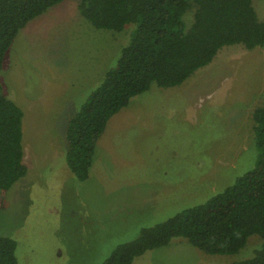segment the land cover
<instances>
[{
    "label": "rangeland",
    "instance_id": "obj_1",
    "mask_svg": "<svg viewBox=\"0 0 264 264\" xmlns=\"http://www.w3.org/2000/svg\"><path fill=\"white\" fill-rule=\"evenodd\" d=\"M79 2L66 0L21 30L2 72L5 95L24 113L28 173L0 202V235L17 242L19 264H105L118 246L223 192L258 159L253 111L264 107V47L235 45L183 85L154 84L134 97L109 121L80 181L67 164L69 123L135 27L96 29ZM255 6L264 19V0ZM261 245L254 235L238 254L212 256L176 238L133 264H232Z\"/></svg>",
    "mask_w": 264,
    "mask_h": 264
},
{
    "label": "trees",
    "instance_id": "obj_2",
    "mask_svg": "<svg viewBox=\"0 0 264 264\" xmlns=\"http://www.w3.org/2000/svg\"><path fill=\"white\" fill-rule=\"evenodd\" d=\"M66 0H0V202L3 191L26 177L23 111L5 95L1 77L9 50L21 30ZM256 0H80V14L99 30L123 32L131 42L115 68L91 94L67 131V164L86 181L96 145L109 121L152 85L175 88L210 65L228 46L264 47V19ZM193 11L188 26L185 17ZM131 35V32H130ZM130 37V36H129ZM258 159L253 170L203 204L145 228L133 242L116 248L105 264H133L148 251L182 238L207 255L231 256L257 235L261 247L250 259L264 264V107L253 111ZM17 242L0 235V264H19Z\"/></svg>",
    "mask_w": 264,
    "mask_h": 264
}]
</instances>
